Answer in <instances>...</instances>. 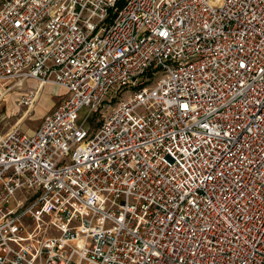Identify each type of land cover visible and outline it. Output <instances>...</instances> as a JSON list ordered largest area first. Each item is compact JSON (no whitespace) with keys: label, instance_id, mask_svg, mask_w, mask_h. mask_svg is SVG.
Segmentation results:
<instances>
[{"label":"built area","instance_id":"1","mask_svg":"<svg viewBox=\"0 0 264 264\" xmlns=\"http://www.w3.org/2000/svg\"><path fill=\"white\" fill-rule=\"evenodd\" d=\"M28 82L63 93L0 132V264H264V0H0Z\"/></svg>","mask_w":264,"mask_h":264},{"label":"rangeland","instance_id":"2","mask_svg":"<svg viewBox=\"0 0 264 264\" xmlns=\"http://www.w3.org/2000/svg\"><path fill=\"white\" fill-rule=\"evenodd\" d=\"M37 85L34 82H28L20 88L9 90L7 88L9 86L2 88L0 85V132L6 133L17 129L25 135H32L43 118L52 112L63 92L53 86L40 88ZM30 90H35L38 98L29 111V107L21 104L20 100ZM26 112L28 113L24 116ZM96 121V117H92L88 124L94 126Z\"/></svg>","mask_w":264,"mask_h":264},{"label":"bare ground","instance_id":"3","mask_svg":"<svg viewBox=\"0 0 264 264\" xmlns=\"http://www.w3.org/2000/svg\"><path fill=\"white\" fill-rule=\"evenodd\" d=\"M40 88H42V87H44V86H40V85H38ZM1 94V93H0ZM37 98H38V93H37V96H36V99L35 100H37ZM32 109V106H30L29 107V111ZM27 113L28 112H26L25 114H24V116H26L27 115Z\"/></svg>","mask_w":264,"mask_h":264},{"label":"crops","instance_id":"4","mask_svg":"<svg viewBox=\"0 0 264 264\" xmlns=\"http://www.w3.org/2000/svg\"><path fill=\"white\" fill-rule=\"evenodd\" d=\"M38 86V85H37Z\"/></svg>","mask_w":264,"mask_h":264}]
</instances>
